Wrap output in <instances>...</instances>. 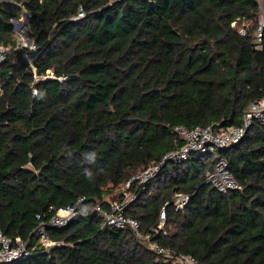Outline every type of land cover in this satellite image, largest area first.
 Masks as SVG:
<instances>
[{"label":"trees","instance_id":"trees-1","mask_svg":"<svg viewBox=\"0 0 264 264\" xmlns=\"http://www.w3.org/2000/svg\"><path fill=\"white\" fill-rule=\"evenodd\" d=\"M24 11L35 50L14 36L11 20ZM260 14L258 0H2L0 230L36 247L15 264H180L181 253L200 264H264L259 118L218 152L239 188L215 189L206 177L216 156L196 154L166 163L144 191L131 188L138 197L126 213L139 232L89 213L50 227L60 244L49 251L34 234L38 214L49 219L80 198L84 211L107 205L115 188L183 144L175 126H242L264 99ZM179 192L190 197L184 210L173 206Z\"/></svg>","mask_w":264,"mask_h":264},{"label":"built area","instance_id":"built-area-1","mask_svg":"<svg viewBox=\"0 0 264 264\" xmlns=\"http://www.w3.org/2000/svg\"><path fill=\"white\" fill-rule=\"evenodd\" d=\"M1 6L2 0H0V8ZM30 17L31 13L24 11L21 18L12 19L11 22L14 25V36L18 46L29 47L30 50H35L36 46L29 37L30 29L27 24ZM84 17L85 12L81 10L78 16L74 17V20H79ZM260 36L261 33L258 34V37ZM8 51L9 47L0 46V63L6 60ZM255 118L264 120V99L251 105L244 116V123L242 126H231L219 130L214 129L213 125L194 128H190L186 125L175 126L174 131L179 138L182 139L183 144L175 150L166 153L159 163L135 174L126 182L127 186L129 188L135 187L136 190L144 191L149 181L159 175L166 163L173 162L179 164L190 160L196 154L200 156L214 154L216 156L215 166L213 171L207 174L206 181L220 192L239 188L237 179L230 169L228 158L218 152L220 149L229 148L238 143L245 136ZM136 190H130V196L123 193V198L121 200H108L107 205L97 203L89 211L83 210L82 202H84V198H80L76 204L59 208L49 219H47L44 214H38V226L34 234L38 239L39 247L49 251L52 247L60 244L50 238L48 231L50 227L62 228L67 226L73 218L87 216L89 213L96 214L103 226H113L117 228L130 227L135 232H139V220L126 213L127 206L138 197ZM189 200V195L180 192L176 193L173 206L176 210H184ZM168 205L169 202L166 203L165 207H163L160 212V223L158 225L159 229L157 230H163L165 227L167 221L166 207ZM53 210L54 208L51 207L49 211L51 212ZM145 238L151 241L150 234H147ZM150 246L161 254L169 252L167 249L155 243H151ZM35 248L36 247L30 248L29 243L22 238H11L0 230V264H15L20 262L22 259L28 258L31 251ZM175 258L180 264H200L193 256L183 253L177 254Z\"/></svg>","mask_w":264,"mask_h":264},{"label":"rangeland","instance_id":"rangeland-1","mask_svg":"<svg viewBox=\"0 0 264 264\" xmlns=\"http://www.w3.org/2000/svg\"><path fill=\"white\" fill-rule=\"evenodd\" d=\"M258 1L260 2V6H261L260 22H261V25L264 26V0H258ZM247 25H248V23L244 22V21L241 24H239V26L237 24V26L241 32H245L244 27ZM48 74H49V76H54L53 72L51 70L48 72ZM130 190H131V187L129 188L127 186V183H124L120 187L115 188L113 194L107 195L106 197H110L111 199H113L119 193L120 194L126 193V194H128L127 196H130L131 195V193H129Z\"/></svg>","mask_w":264,"mask_h":264},{"label":"crops","instance_id":"crops-1","mask_svg":"<svg viewBox=\"0 0 264 264\" xmlns=\"http://www.w3.org/2000/svg\"><path fill=\"white\" fill-rule=\"evenodd\" d=\"M106 198H107V201L111 199L110 197H106Z\"/></svg>","mask_w":264,"mask_h":264}]
</instances>
